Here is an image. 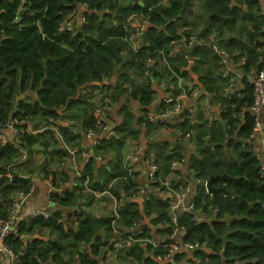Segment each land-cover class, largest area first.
Wrapping results in <instances>:
<instances>
[{
	"label": "trees",
	"instance_id": "1",
	"mask_svg": "<svg viewBox=\"0 0 264 264\" xmlns=\"http://www.w3.org/2000/svg\"><path fill=\"white\" fill-rule=\"evenodd\" d=\"M160 1L130 0L120 5L119 0H0V122L6 125L16 121L15 126L23 130L12 144L0 148V172L19 156L20 149L37 154L41 148L51 156L66 157L64 149L58 148L60 140L53 128H57L65 144L81 147V135L72 133L70 125H62L60 121L74 123L73 127L80 132L94 129L91 90L106 87L113 101L126 100L119 109L121 120L113 127L117 137L111 141L98 140L83 164L85 174L75 177L73 188L50 194V215L46 219L34 217L20 222L17 232L6 238V246L18 254L20 264L75 261L99 264V254L114 233L136 240L123 252L133 263L178 264L187 257L190 264H264V175L260 159L252 150L251 135L257 119L250 110L257 65L264 68L261 1L166 0V4ZM79 5L85 6L84 23L72 22L71 29L62 27ZM139 12L149 18L150 25L143 46L133 53L123 40L124 22L128 15ZM215 33L227 40L225 48L231 59L228 76L235 78L240 87L239 107L237 100L225 93L228 77L222 76L219 58L208 47L212 40L218 41ZM189 35L203 40L190 55L199 87L193 84L186 71L188 62L180 55L169 59L170 69L162 65L149 76H143L142 68L148 58L168 54L175 45L172 40L179 42ZM123 49L127 50L125 58L121 55ZM173 74L185 81L186 94L192 90L189 82L200 91L193 109L194 125H189L188 117L181 124L186 132H192L194 143L193 152L185 157L189 175L192 180L206 182L210 176L226 174L230 179L215 180L212 187L235 193L239 199L211 195L197 186V213L203 212L209 218L214 208L217 213L211 224L194 221L187 213L178 218L175 226L185 230L183 237L177 236L179 246L197 240L202 247L190 252L180 247L174 261L169 262L164 255L166 246L172 242L173 224L165 201L150 194L144 198L140 211L139 205L131 201L137 183L123 169L121 160L128 140H139L143 129L145 135L156 129L144 119L143 113L157 96L153 81L169 77L175 83ZM29 91L35 93L32 100L24 97ZM178 92L174 89L173 94ZM130 100L137 102L138 114L130 109ZM202 106L211 108L208 114ZM81 151L78 149V153ZM150 151L155 153V162L164 175L169 171L170 161L184 157L169 142L150 141L146 154ZM108 155L113 160L96 169L95 157L103 160ZM27 164L28 161H23L16 166ZM22 175V169L18 168L10 182L0 180V220L7 217L11 194L28 191L34 185ZM86 176L90 182L84 187ZM62 177L66 179L65 174ZM172 186L177 185L172 182ZM104 189L122 204L117 207L116 216L96 219L94 234L89 219L78 213L76 207L81 206L80 202L83 205L93 202L90 191ZM66 214L78 217L75 227L68 219L64 220ZM143 216L150 225L143 226L139 234L136 227ZM25 235L42 238L24 242L21 237ZM156 236L161 238L159 242ZM109 248L112 249L111 245Z\"/></svg>",
	"mask_w": 264,
	"mask_h": 264
},
{
	"label": "built area",
	"instance_id": "2",
	"mask_svg": "<svg viewBox=\"0 0 264 264\" xmlns=\"http://www.w3.org/2000/svg\"><path fill=\"white\" fill-rule=\"evenodd\" d=\"M264 2V0H260ZM163 4L164 0L160 1ZM83 9V12L80 14L79 25L84 23L85 21V6H80ZM264 13V11H263ZM73 19L68 18L63 24L62 27H66L71 29ZM150 25L149 18L145 16L142 12L128 15L124 22V30L125 36L123 38L127 47L133 53L138 52L143 46V35H145L146 29ZM217 35L216 33L214 34ZM218 37V35H217ZM171 43H175L172 49L168 52V54H156L152 58H148L143 66V76H149L152 70H158L160 66H166L170 69L169 59L177 58L176 55L182 56V58L189 63L192 61L190 56V51L197 47L198 45L203 44V40L197 38L195 35H189L187 38L182 37L179 42L171 41ZM227 40L224 38L218 37V41L212 40V43L208 44V47L212 52L216 53L219 58V64L222 67V76L228 77V81L225 84V93L231 94L234 90L239 91V86L235 82V78L228 76V63L231 62L230 55L225 48ZM121 55L125 58L127 57V50H121ZM244 59H240V63L242 64ZM175 77V83H172L169 80V77H162L158 81H153L154 89L157 91V96L150 104V107L143 113L144 119L151 123L154 126L165 127L172 130L175 135L180 139L191 140L192 133L186 132L181 124L185 122V116H180L181 112L186 108L190 113L193 112V109L197 103V99L199 98L200 91L197 88H193L192 83H187L189 88L192 90L186 94L184 87L185 81L173 74ZM107 81V80H106ZM254 84V101L250 107L251 112L257 116L260 111H264V68L260 69L258 73H255L253 78ZM174 89L180 90L177 95L173 94ZM91 93V94H90ZM89 93V100L94 105V115L96 117L95 128L88 129L87 131H83V134L86 137L92 139L93 143L96 145L98 140H107L111 141L112 139L117 137V133L113 130V127L110 126V119L113 112V100L110 98L109 93L106 87L96 88L91 90ZM96 99V101H95ZM121 105L125 103V99L121 98L119 100ZM120 108V107H119ZM139 111V106H137ZM257 119V118H256ZM17 122L11 121L8 124H3L0 122V146L3 143L2 130L3 128H9L11 130L12 136L17 137L20 133L23 132L22 129L17 128L15 126ZM62 125H68V123H64ZM28 128L30 129V124L28 123ZM69 130L74 133L77 129L75 127H68ZM259 128V123L256 120V123L253 127V133L257 131ZM56 131L57 137L60 140V135L57 131V128H53ZM99 130V132H98ZM144 130V129H143ZM32 131V130H31ZM142 131V130H141ZM253 135V134H252ZM251 135V136H252ZM145 136L150 137L149 135L143 134L141 140H131L134 141L129 147V151L127 156L123 157L121 160V165L123 169L127 170L128 174L132 176L136 181L135 193L132 196V199H143L153 193H147L143 188L139 186L141 180V173L139 172L140 163H144L146 166V176L149 184L152 186L153 191H155L156 196L160 199H163L166 204V209L170 214V220L173 224L172 226V234L170 239L172 242L166 246V254L164 255L165 261L173 262V256L176 251L180 247L188 252L201 249V244L197 240H193L191 242L182 243L179 246L178 238L183 237L185 235L184 229H178L175 224L178 221V218L184 214H191L192 220L201 222L202 220H209L215 217L217 213V209H213V213L209 218L205 213L200 212L197 213L195 210V198L197 197L198 190L195 187L196 184H200L199 180H192L191 182L182 181L181 184L177 183L179 181L180 171L186 166L185 157L180 159H173L169 163V171L166 175L160 169V166L157 162H155V153L150 151L146 154L150 140L146 139ZM61 142L63 145H66L62 139ZM74 150L70 151L73 155ZM91 152H81L80 158L87 159ZM98 161L101 160L100 156L95 157ZM262 174L264 175V164H260ZM16 172L13 167L10 165L4 169V171L0 172V180L10 182L13 175ZM33 182H38L40 184L45 185L48 188L47 197L50 201V194L52 192L60 193V187L62 181L52 174H48L46 176H41L40 178L33 180ZM172 182H174L177 186L173 187ZM202 186L206 190L205 181L201 182ZM35 186H31L28 191L17 190L11 194L9 204L7 206V217L3 220H0V254L7 255L9 264H20L19 256L17 253L12 251L9 247L6 246L5 240L6 238L13 233H16L18 230V225L20 222L26 221L30 218L34 217H43L46 219L51 212V207L49 206V210H43L39 208H29L25 210L23 207L25 205L26 199L30 196ZM51 203V201H50ZM117 213L115 214V216ZM71 222V224L75 227L77 225L78 217L75 214H66L64 215V220ZM150 225V224H149ZM148 225V226H149ZM147 226L144 224L143 220L139 221L136 229H139V234L142 232V227ZM156 242L161 240L160 237L155 238ZM135 239L131 236L129 237H121L119 233H114L112 240L109 242L111 248H108L112 251L124 252L128 247L132 246L135 243ZM183 252V253H184ZM185 257V260L178 262V264H190ZM158 259H160L158 257ZM139 264V263H135Z\"/></svg>",
	"mask_w": 264,
	"mask_h": 264
},
{
	"label": "crops",
	"instance_id": "3",
	"mask_svg": "<svg viewBox=\"0 0 264 264\" xmlns=\"http://www.w3.org/2000/svg\"><path fill=\"white\" fill-rule=\"evenodd\" d=\"M120 1L121 0H119L120 5H126L128 2V0H125L121 4ZM165 2L166 0H164V3ZM261 6L264 11V2L262 1H261ZM82 12H83V9L79 5L77 10L68 18L73 19V22L79 25L78 17L80 16ZM263 92H264V85H263ZM24 97H27L29 100H32L35 98V93L32 91H29L28 93L24 95ZM128 104H129L130 109L132 110L137 109L136 101L130 100ZM115 113L116 112L110 114L111 119L109 121H110L111 127L114 126L115 121L119 122L121 120V119L119 120V117L117 114L114 115ZM191 116H192V113L190 117ZM256 118H257V122L259 123V128L251 136L252 138L251 145H252V150L254 151L256 156L260 159V164H264V111H260L257 114ZM64 121H67V120H64ZM64 123H68L71 127L74 126V123L71 124L72 122H64ZM40 126L42 127L43 124L41 123ZM159 128H165V127H159ZM30 129H32L31 126H30ZM156 129H154L152 133ZM165 129L171 134L164 140H158V141H155V143L156 142L157 143L169 142L171 147H177V150H181L184 157H189V155L193 152L194 143L191 140L180 139L175 135V133L172 130L168 128H165ZM74 133L81 135V138H82L81 145L82 146L81 147L77 145L72 146L71 143L63 145L61 142V138H60V143L58 144V148L64 149V151L67 154L66 157L58 158L55 156H51L50 154H48L47 151H42L41 148H38L40 153H37V154L35 151L31 152L30 154V153H27L25 150L20 149L19 156H17L16 159L14 158L15 159V160L13 159L14 162L11 161L10 165L13 167L16 173L18 171V168L22 169L23 178L31 180L32 182L33 180H36L40 178L41 176H46L48 174H54L58 179L62 181V184L60 187L61 191L66 188L71 189L74 187L75 177H81L82 175L85 174L84 168H83L85 159L80 158L81 152L85 151V152L92 153L95 147V144L93 143L92 139L89 137H86L83 134V132L76 130L74 131ZM144 133H145V130H142L140 140ZM2 137H3V143L0 146V148L3 145L12 144L14 142L13 140L14 136H12L11 130L9 128H3ZM133 142L134 141H131V140L127 141V145L125 146L122 152L123 157L127 156L129 147L131 146ZM78 149L83 150V151L78 153ZM73 150L75 152L72 155L70 151H73ZM108 156H109L108 158H104L103 160L100 157L101 160L95 161L96 169H98L99 167L103 165H107L109 162H111V160H113L112 155H108ZM23 161H28L27 167L25 166L17 167L16 166V164L18 165ZM139 172L141 173V180H140L139 186L143 188L147 193L156 194L155 191H153L152 186L149 184L147 180L146 166L142 162L139 165ZM64 174L66 175V179H63L62 177ZM86 177L83 183L84 187H87L86 185L87 182H90V179ZM182 181H184L185 183L192 181V177L188 173L187 165L182 169V171H180L179 181H177V183L181 184ZM201 182L200 184H196L195 187L202 186ZM33 183H34L35 189L33 193L30 196H28V198L26 199V202L23 208L25 210L29 208H39L43 210H49V206H51V203L47 197L48 188L45 185L40 184L38 182H33ZM90 194L93 197V202L91 204H86V205H83L80 202V204L83 210H85L87 213L91 214L92 216L96 218L102 217V216H115V214L117 213V207H119L122 204V201L117 202L115 199H113L109 195L108 190L106 189H104L103 191H90ZM72 209L73 208H70V210ZM63 211L64 213H67L65 208H63ZM113 235L109 237L108 243L112 240ZM81 249H83V245L81 246ZM98 263L99 264H135L129 257L125 256L123 252L112 251L108 248V246L104 247L103 250H101V253L99 254ZM0 264H9L7 255L0 254ZM73 264H78V261H75Z\"/></svg>",
	"mask_w": 264,
	"mask_h": 264
},
{
	"label": "water",
	"instance_id": "4",
	"mask_svg": "<svg viewBox=\"0 0 264 264\" xmlns=\"http://www.w3.org/2000/svg\"><path fill=\"white\" fill-rule=\"evenodd\" d=\"M136 1V0H135ZM146 39V36L143 35V41H145ZM193 51V50H192ZM192 51H190V55L192 54ZM192 66H193V61H190L187 65V68H186V71L189 73V75L191 76L192 80H193V84L194 85H197L199 87V83H198V79H197V76L195 74L192 73ZM116 70L117 68H114L113 69V74L116 73ZM260 71V65H257V69L255 71V73H258ZM231 97L235 98L237 100V106H241V99L239 98L238 96V91L237 90H234L231 94H230ZM191 113L189 111H187V109L185 108L180 116H185V117H190ZM230 179L229 176H227L226 174H223V175H216V176H210L208 178V180L205 182V185H206V191L211 194V195H216V194H221V195H224V196H231V197H235V198H238L235 193H232V192H227L225 191L224 189L222 188H214L212 187V182L217 180V181H223V180H228ZM239 199V198H238ZM131 201L137 203L140 207V211H142V206H143V199H131ZM77 211L78 213H80L83 217L89 219L90 223H91V226H92V229H93V232L94 234H96V230H95V227H94V222L96 221V217L92 216L91 214L87 213L85 210H83L81 208L80 205H77ZM212 219H209V220H202L201 223H207V224H211L212 223ZM143 222L145 225H149V219L144 217L143 216ZM67 225V224H66ZM68 226V225H67ZM226 237H227V233H225L223 236H222V240L223 242L225 243L226 242ZM42 237H40L39 235H25V236H22L21 239L24 241V242H29L31 240H34V239H41ZM53 241L55 242H58L57 239H53ZM59 243V242H58ZM198 264H201L200 262Z\"/></svg>",
	"mask_w": 264,
	"mask_h": 264
},
{
	"label": "rangeland",
	"instance_id": "5",
	"mask_svg": "<svg viewBox=\"0 0 264 264\" xmlns=\"http://www.w3.org/2000/svg\"><path fill=\"white\" fill-rule=\"evenodd\" d=\"M125 0H121L120 2H121V4H122V2H124ZM130 0H128V2H129ZM127 2V3H128ZM195 23L197 24L198 23V20L196 19V21H195ZM75 27H76V25H75ZM74 27V28H75ZM126 102V101H125ZM205 102V101H204ZM204 102H202L203 103V105L205 106V104H204ZM121 106V103L119 102V101H114L113 102V112L112 113H114V112H116L114 115H118V117H119V120L121 119V117H120V115H119V107ZM204 106H202V109H203V111L204 112H206L207 114L209 113V109H211V108H209V107H204ZM118 110V111H117ZM133 111H134V113L135 114H138L139 113V111H138V109H133ZM194 115H195V111H193L192 112V116L191 117H188V123H189V125L190 126H193L194 125ZM64 122H66V121H60V123H62V124H64ZM117 122L115 121V123H114V125L116 124ZM33 124V123H32ZM31 126V125H30ZM171 133H169L165 128H157L153 133H151L149 136L150 137H148V136H145V138L146 139H149L150 141H152V142H155V141H158V140H164L165 138H167L169 135H170ZM150 224V223H149ZM191 255V253L189 254V256Z\"/></svg>",
	"mask_w": 264,
	"mask_h": 264
},
{
	"label": "clouds",
	"instance_id": "6",
	"mask_svg": "<svg viewBox=\"0 0 264 264\" xmlns=\"http://www.w3.org/2000/svg\"><path fill=\"white\" fill-rule=\"evenodd\" d=\"M133 111V110H132Z\"/></svg>",
	"mask_w": 264,
	"mask_h": 264
}]
</instances>
